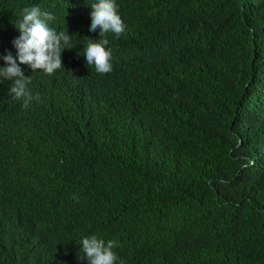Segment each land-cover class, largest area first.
Masks as SVG:
<instances>
[{
	"label": "trees",
	"instance_id": "obj_1",
	"mask_svg": "<svg viewBox=\"0 0 264 264\" xmlns=\"http://www.w3.org/2000/svg\"><path fill=\"white\" fill-rule=\"evenodd\" d=\"M117 3L102 75L85 0H0V54L33 4L80 44L22 65L29 107L0 84V264H87L89 234L122 264H264V0Z\"/></svg>",
	"mask_w": 264,
	"mask_h": 264
},
{
	"label": "clouds",
	"instance_id": "obj_2",
	"mask_svg": "<svg viewBox=\"0 0 264 264\" xmlns=\"http://www.w3.org/2000/svg\"><path fill=\"white\" fill-rule=\"evenodd\" d=\"M91 5L90 31L98 30V38H90L83 47V57L87 66H93L96 73L107 74L113 70V49L109 46L108 33L117 37L125 33L127 24L121 17L117 0H85ZM56 17L52 12L43 11L38 4L25 6L14 21L19 35L13 40L15 55L11 51L0 54V84L10 82L9 93L13 100L21 101L25 108L39 96H34L29 89L31 75H25L26 65L33 72L54 74L64 68L62 53L77 49L75 33L67 29H58L53 22ZM2 27V25H0ZM77 55L80 52L77 51ZM77 259L86 260L87 264H122L115 251L118 243L105 240L97 234L81 237Z\"/></svg>",
	"mask_w": 264,
	"mask_h": 264
}]
</instances>
